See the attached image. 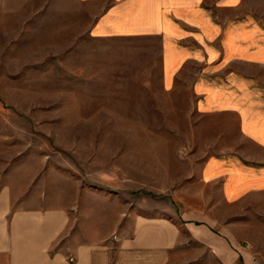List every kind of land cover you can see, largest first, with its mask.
Listing matches in <instances>:
<instances>
[{"label":"rangeland","instance_id":"374dc122","mask_svg":"<svg viewBox=\"0 0 264 264\" xmlns=\"http://www.w3.org/2000/svg\"><path fill=\"white\" fill-rule=\"evenodd\" d=\"M90 19L77 0H0V168L67 206V246L128 213L176 215L212 151L190 96L163 89L157 44L91 37Z\"/></svg>","mask_w":264,"mask_h":264},{"label":"crops","instance_id":"0c3cea01","mask_svg":"<svg viewBox=\"0 0 264 264\" xmlns=\"http://www.w3.org/2000/svg\"><path fill=\"white\" fill-rule=\"evenodd\" d=\"M77 1L91 37L157 44L163 89L190 96L212 151L176 215L128 213L74 246L67 206L15 193L0 168V264H264V0Z\"/></svg>","mask_w":264,"mask_h":264},{"label":"built area","instance_id":"2783aa9c","mask_svg":"<svg viewBox=\"0 0 264 264\" xmlns=\"http://www.w3.org/2000/svg\"><path fill=\"white\" fill-rule=\"evenodd\" d=\"M74 257L73 256H69L68 257V260L70 261V262H73L74 260ZM253 264H262L257 258H253Z\"/></svg>","mask_w":264,"mask_h":264}]
</instances>
